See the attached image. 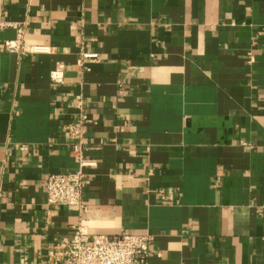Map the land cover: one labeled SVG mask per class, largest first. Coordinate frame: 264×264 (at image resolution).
<instances>
[{
	"label": "crops",
	"instance_id": "crops-1",
	"mask_svg": "<svg viewBox=\"0 0 264 264\" xmlns=\"http://www.w3.org/2000/svg\"><path fill=\"white\" fill-rule=\"evenodd\" d=\"M4 8L28 53L0 32V264H46L79 226L152 235L149 264H264V0ZM80 101L85 208L52 207L49 176L77 169L64 126Z\"/></svg>",
	"mask_w": 264,
	"mask_h": 264
},
{
	"label": "built area",
	"instance_id": "built-area-1",
	"mask_svg": "<svg viewBox=\"0 0 264 264\" xmlns=\"http://www.w3.org/2000/svg\"><path fill=\"white\" fill-rule=\"evenodd\" d=\"M26 27L9 22L6 19L4 0H0V32L15 28L18 37L15 41L6 42V50L24 57L26 50ZM37 52L40 49L35 50ZM97 54L85 52L81 63L96 60ZM62 67L52 73V80L62 79ZM80 115L64 126V132L71 143V156L77 165L74 172L56 173L49 176L46 186L47 204L52 207H70L78 210L85 208L87 188V168L95 166L86 153L89 151L87 126L90 120L85 113L84 103H79ZM154 237L147 235L122 234L118 237L90 235L81 226L76 228L70 237L62 241L60 253H51L46 264H149L150 246Z\"/></svg>",
	"mask_w": 264,
	"mask_h": 264
}]
</instances>
